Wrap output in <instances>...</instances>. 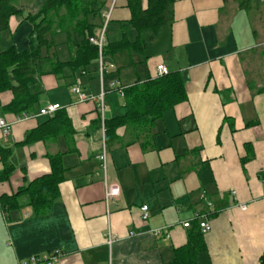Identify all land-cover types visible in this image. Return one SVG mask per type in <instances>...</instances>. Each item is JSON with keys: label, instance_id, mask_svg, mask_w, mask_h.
I'll return each instance as SVG.
<instances>
[{"label": "crops", "instance_id": "crops-1", "mask_svg": "<svg viewBox=\"0 0 264 264\" xmlns=\"http://www.w3.org/2000/svg\"><path fill=\"white\" fill-rule=\"evenodd\" d=\"M112 1L104 0L101 14L91 18L94 34ZM140 2L145 9L148 0ZM256 2L249 0L244 8L241 0H173L169 22L154 34L140 35L142 52L123 50L104 59L112 65L104 73L106 86L115 79L123 86L147 80L158 64L182 77L186 99L153 123L142 146L106 145L95 103L80 102L70 91L78 80L84 93L98 92V61L84 73L61 71L37 79L33 87L39 96L31 114L58 103L71 121L75 149L69 151L62 136L19 144L44 116L21 119L7 136L0 133L13 164L10 177L0 182V195L48 174V154L63 153L65 168L58 198L45 215L35 216L26 205L0 208V264L54 250H59L56 264H165L187 241L182 223L204 212H210L211 229L203 234L206 250L194 264H259L264 252V2ZM24 18L11 16L8 27L14 30ZM130 18L128 0H114L106 40H119L123 31L134 40ZM12 97L10 91L0 93V118L7 121L20 115L2 110ZM113 97L121 103L108 104ZM105 104L103 119L124 112L116 92L106 94ZM127 132L116 130L123 140ZM103 146L104 170L98 157ZM104 182L117 185L120 193L106 200ZM143 204L149 209L146 222L140 219ZM163 226L169 227L168 239L128 237L129 230ZM107 233L116 237L110 249Z\"/></svg>", "mask_w": 264, "mask_h": 264}, {"label": "trees", "instance_id": "trees-1", "mask_svg": "<svg viewBox=\"0 0 264 264\" xmlns=\"http://www.w3.org/2000/svg\"><path fill=\"white\" fill-rule=\"evenodd\" d=\"M34 0H32V3ZM173 0H148L142 9L140 0H128L131 11L129 24L136 32L134 40L127 38L123 31L117 41H107L103 47L102 58H111L123 50L142 52L143 42L140 35L145 31L156 33L169 22L170 6ZM249 0H241V6ZM103 0H43L36 11H27L25 18L31 24L29 48L17 51L14 46L0 48V93L10 91L11 101L2 107L4 112L12 114L33 113L39 91L34 89L37 79L43 74H58L63 68L71 72L84 70L93 61L98 60L97 47L89 43L94 24L91 18L101 13ZM25 6L16 0H0V38L8 28L11 16H21ZM125 25V24H124ZM122 27H124L122 25ZM58 33L66 35L69 59L60 62L50 54L42 55L41 49L47 51L52 46L50 38ZM153 35L150 37L152 38ZM104 79V76H103ZM124 112L108 119H103L106 145L120 142L124 146L138 142L141 146L153 123L163 113L186 99L185 85L180 73L169 72L159 77H150L142 82L125 86L122 91ZM40 107L36 109L39 110ZM34 129L27 132L20 145L36 141H45L62 136L67 140L68 150H74L71 121L64 109H57L52 115L44 116ZM126 127L127 140L119 138L116 130ZM11 150L0 144V182L6 181L13 172L9 161ZM63 153L48 154L50 172L42 175L14 194L0 195V208L10 211L30 206L35 216L45 215L54 200L58 198V185L64 179L65 168L62 163ZM264 177V172L262 173ZM25 199V201H23ZM206 250L203 234L198 224L193 221L188 228L187 241L173 249V258L165 264H194L199 253ZM259 264H264V252L259 257Z\"/></svg>", "mask_w": 264, "mask_h": 264}, {"label": "built area", "instance_id": "built-area-1", "mask_svg": "<svg viewBox=\"0 0 264 264\" xmlns=\"http://www.w3.org/2000/svg\"><path fill=\"white\" fill-rule=\"evenodd\" d=\"M261 1L264 2V0H261ZM113 3H114V0L111 2L109 8L102 13V17L104 20L102 26L98 29V31L95 34L88 37L89 43L96 46L97 52H98V60H97L98 61V80H99L98 92L96 94L84 93L78 83V80H75V82L72 83V85L69 88L70 91L73 94H75L78 101L80 102L91 101L95 103L96 108L101 115L102 122H103V113L106 108L105 106L106 94L113 91L122 96V91H123V88L125 87L116 79L111 80L107 86L105 85L104 80H103L105 71L109 67L112 68V65H108L103 61L102 51L106 43V35H105L106 24L110 19ZM84 72L85 71L82 70V73ZM167 73H168V70L163 64H158L155 66L154 77H159ZM60 108L61 106L58 103H49V104H46L40 107L39 110L33 115L31 113L23 112L20 115H18L13 121H7L4 118H0V133L3 136H7L10 133L11 127L14 122L19 121L21 119H27L33 116H50L57 109H60ZM101 127H102V132H103L104 131L103 123ZM98 157L101 160V168L104 170L105 169V158H106V151H105L104 146L102 148V152L100 153ZM119 193H120V189L117 185H108L106 183L104 184V195H105L106 200L117 196ZM231 195L234 196L235 191H231ZM201 197H203V195H201ZM205 205L208 209L213 208V204L211 201H206ZM240 208L244 210L246 207L244 205H240ZM139 211H140L141 221L146 222L147 219L149 218L148 206L146 204L141 205L139 207ZM209 213L210 212L196 213L193 218V221L197 222L199 230L202 234H206L211 229ZM190 225H191L190 221H184L182 223V227L184 228H189ZM142 235H150L151 237H154L157 239H168L170 236V231H169L168 226L157 227V228H147V229H144L138 232L134 230L128 231V237L142 236ZM115 240H116V237L114 235H112L111 233H107L105 243L109 249ZM58 252L59 250H54L51 253L45 254V255H32L28 257L27 259L19 260L18 264H56L57 256L59 254ZM107 264H111V262L108 261Z\"/></svg>", "mask_w": 264, "mask_h": 264}, {"label": "rangeland", "instance_id": "rangeland-1", "mask_svg": "<svg viewBox=\"0 0 264 264\" xmlns=\"http://www.w3.org/2000/svg\"><path fill=\"white\" fill-rule=\"evenodd\" d=\"M43 0H34L32 3V0H16V2L19 4H23L25 6V12L26 15L27 11L34 12L38 8V6L41 4ZM104 1V0H103ZM257 0H253V3H257ZM101 14V13H100ZM95 16H99L95 15ZM102 23V22H101ZM100 23V24H101ZM103 24V23H102ZM101 24V25H102ZM31 31V24L28 20L22 19L19 21L18 26L11 30L9 27L1 33L0 38V48L4 49L9 46H14L17 51H24L29 48V33ZM50 41L52 43V46L47 51L45 48L41 49V54L46 55L47 53L50 55H54L56 59L60 62H64L67 59L68 52H67V46H66V35L64 33H58L53 35L50 38ZM62 73H67L69 71L68 68H63ZM113 97L112 100H108V104L111 101L112 104H117V102L121 103V99L117 98V101ZM106 105V104H105Z\"/></svg>", "mask_w": 264, "mask_h": 264}]
</instances>
